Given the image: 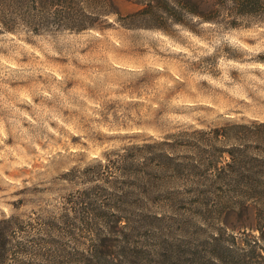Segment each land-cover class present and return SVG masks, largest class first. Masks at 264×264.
Masks as SVG:
<instances>
[{
  "label": "rangeland",
  "instance_id": "obj_1",
  "mask_svg": "<svg viewBox=\"0 0 264 264\" xmlns=\"http://www.w3.org/2000/svg\"><path fill=\"white\" fill-rule=\"evenodd\" d=\"M119 9L0 27V220L25 264H87L94 245L143 264L264 227V20L156 29Z\"/></svg>",
  "mask_w": 264,
  "mask_h": 264
},
{
  "label": "trees",
  "instance_id": "obj_2",
  "mask_svg": "<svg viewBox=\"0 0 264 264\" xmlns=\"http://www.w3.org/2000/svg\"><path fill=\"white\" fill-rule=\"evenodd\" d=\"M120 1L136 6L126 19L130 26L143 28L162 29L168 23L182 24L189 17L231 28H236L245 17L264 20V0H0V27L14 32L19 20L33 30L44 20L68 27L75 22L74 13L79 10V5H83V9L97 5L100 17L120 16ZM84 24L86 29L96 26L86 21ZM231 159L229 168L237 162ZM248 230L257 231L258 235H252ZM221 231L230 232L231 241L212 233L206 240L209 246L203 252L188 248L182 253H166L165 249L163 253L137 254H143V264H264V227L224 226ZM20 235H24L23 231L14 218L0 220V264H25L23 255L28 254V243L21 241ZM97 248L94 245L95 250L87 264L123 263L112 253H101ZM134 264L138 263L135 261Z\"/></svg>",
  "mask_w": 264,
  "mask_h": 264
}]
</instances>
